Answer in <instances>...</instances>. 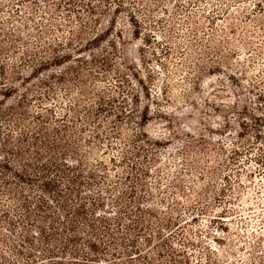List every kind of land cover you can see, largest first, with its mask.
<instances>
[{"label": "rangeland", "instance_id": "rangeland-1", "mask_svg": "<svg viewBox=\"0 0 264 264\" xmlns=\"http://www.w3.org/2000/svg\"><path fill=\"white\" fill-rule=\"evenodd\" d=\"M100 45L92 55L105 57L109 68L95 84L106 99L125 97L136 109L128 125L107 119L102 142L77 122L81 156L92 154L85 181L93 173L103 188L116 189L99 195L96 187L91 198L111 212L99 221L116 230L124 252L117 262L141 264L129 246L153 237L137 251L142 257L159 260L157 250L167 256L171 244L191 264H264V166L251 162L264 143V120L253 116L264 108L253 95L264 90V0H0V72L4 66L9 86L20 91L8 104L30 99L27 122L38 127L44 119L60 142L66 136L56 128L79 90L69 74L68 90H60V72H84L86 64L53 62L27 88L23 79L54 52L77 57L78 48ZM119 73L128 82L115 92ZM88 92L77 97L82 105L99 93ZM119 200L130 216L112 209ZM107 260L101 264H114L111 255Z\"/></svg>", "mask_w": 264, "mask_h": 264}, {"label": "trees", "instance_id": "trees-1", "mask_svg": "<svg viewBox=\"0 0 264 264\" xmlns=\"http://www.w3.org/2000/svg\"><path fill=\"white\" fill-rule=\"evenodd\" d=\"M110 36L111 34L106 39H100L101 35L96 36L93 41L102 43ZM45 45L47 47L44 48L47 49L51 46L47 43ZM57 47L63 46L59 44ZM94 47L84 51H82L84 47L78 48L81 52L77 57L54 52L51 61H40L38 65L32 67L34 74L31 80L23 79V82H26L24 87L27 88L34 79H39V76L43 75L42 69L53 62L59 68L73 61L86 64L87 68L84 72L76 66L60 72L59 79L62 83L60 90H68L69 79L65 77L68 74L79 89L76 91V97L71 95L70 101L74 102L69 113L60 119L63 120V126L56 128V133L66 136L64 143L60 142L58 136L53 137L48 133L47 122L44 119H41L42 124L38 127L27 122L30 117L28 108L30 99L26 98L27 101H22L24 96H20L15 105L8 104L19 95L20 91L14 86H9L11 78L6 77L4 66L1 68L0 89L3 90H0V264H101L102 261H108V255L114 258V264L128 263L117 262L123 260L124 252L119 248L116 230L109 222L99 221L102 215L111 212L106 210L107 207L103 202L91 198L95 194L96 187L99 188L96 193L101 192L99 195L106 193L112 196L116 189L103 188L93 173L89 176L91 181H85L82 172L86 171L89 174L90 168L87 166L92 154L81 156L83 138L78 137L76 132L78 122L83 132L89 131L95 140L102 142L107 132V119L114 115L116 128L128 125L129 120L135 116L136 109L132 108V104L127 103L125 97H122L121 101L119 97L114 96L106 99L107 92L95 84L106 74L109 64L105 57L97 58L92 55V52L97 51L101 45ZM3 49L0 48V51ZM81 54H88L91 60H82ZM34 61L27 63L31 66ZM97 70H99L98 75H95L94 72ZM117 78L119 84L112 88L115 92L121 89L123 82H128L123 74L119 73ZM91 80H95L93 85ZM258 85L264 89V80ZM88 87L99 93L96 99L91 98L95 94L90 96L88 105H82L77 97L90 95ZM122 93L128 95L125 90ZM253 95H257L263 107L264 90L259 94L253 92ZM93 105L97 107L95 111ZM124 105L127 106L124 108ZM119 109H122L121 112L127 117H122L121 112L116 113ZM259 109L263 114L261 116L253 114V116L256 120L263 121L264 108ZM121 133L117 132L120 138L125 140ZM139 134L141 135L138 137L143 136L141 132ZM259 144L263 146L259 148L261 153L255 157V160L251 159V162L264 166V143ZM234 154L240 156L241 152L235 151ZM124 159H130L128 152ZM130 200H134V197ZM168 204L170 203L166 204L167 207ZM111 205L112 209L116 210L115 213L121 216L127 214L130 216L132 213L122 209L121 200ZM173 208L172 206L171 209ZM122 228L123 225L119 224L118 230ZM159 237L160 234L156 236ZM183 240L181 237L180 241ZM153 241V237H146L145 243L141 245L151 247ZM183 243H186L185 240ZM141 245L136 242L129 246L131 252L140 257L141 264H183L184 262L191 264L190 258L178 252L171 244L167 256L163 251L157 250L156 256L160 258L159 260L156 257L153 260L149 255L142 257L140 252H137L141 250Z\"/></svg>", "mask_w": 264, "mask_h": 264}]
</instances>
